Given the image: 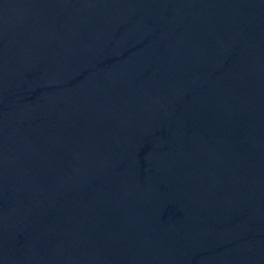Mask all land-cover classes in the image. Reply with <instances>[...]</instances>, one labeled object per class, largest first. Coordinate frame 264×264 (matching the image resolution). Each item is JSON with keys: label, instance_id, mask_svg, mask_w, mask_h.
I'll return each instance as SVG.
<instances>
[{"label": "water", "instance_id": "1", "mask_svg": "<svg viewBox=\"0 0 264 264\" xmlns=\"http://www.w3.org/2000/svg\"><path fill=\"white\" fill-rule=\"evenodd\" d=\"M0 264H264V0H0Z\"/></svg>", "mask_w": 264, "mask_h": 264}]
</instances>
